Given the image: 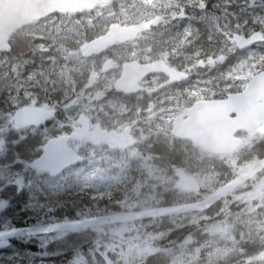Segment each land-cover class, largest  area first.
<instances>
[{"label": "trees", "instance_id": "1", "mask_svg": "<svg viewBox=\"0 0 264 264\" xmlns=\"http://www.w3.org/2000/svg\"><path fill=\"white\" fill-rule=\"evenodd\" d=\"M154 1L157 3L152 9L150 3L153 0H123L113 5L117 16H109L108 19L101 17L99 10L81 16L50 17L44 22L19 31L11 41L12 52L0 54V132L5 137L2 139L4 154L0 155V231L6 221L8 229L20 231L27 226L40 223L47 217L52 220L67 221L81 215L97 218L121 211L126 212L128 209L150 211L160 207L186 205L191 200L190 195L180 192L173 185L176 166L184 168L192 175H195L199 169L211 171L218 178L217 190L226 188L236 179V175L224 166L216 165L214 169L213 161L211 163L206 161L207 165L200 166L196 161L195 150L174 144L161 159L163 163L160 172L154 174L152 178H148L149 175L145 173H138L130 180L95 185L88 171H76L69 175L64 184L65 196L45 206L26 204L17 194L15 183L12 184L14 182L12 175L19 172L23 165L31 169L32 162L39 155L40 145L38 147L37 145L40 142L38 136L25 137L16 132L15 128H10L8 131L1 130L2 124L6 122L5 119L13 117L15 103L19 102L21 107L26 106L28 105L26 99H35V96L44 95L49 91L53 86L54 78L58 90L66 89L68 90L66 94L70 96L77 95L78 88L93 83L96 77L102 74L101 65L94 64L106 61L103 58L85 60L80 54V46L84 42L104 35L109 25L134 24L152 16H163L166 24L153 31L152 35L148 34L150 37L142 41L146 49L140 51L138 56L143 59L160 58L167 50L181 47L193 49L191 52L200 51L199 55L203 59L218 57L222 54L220 48L233 47L229 37L234 34L246 37L259 34L264 38V0ZM166 3H169V12L173 14L176 9V14L179 16L174 15L168 19L169 15L164 14L166 11L163 8ZM174 5L177 7L172 9ZM122 11L128 12L127 19L121 15ZM262 47L251 57L247 72H238L232 66L225 78L240 80L243 82L242 89L253 75L264 70V44ZM114 54V60L120 65V57L116 52ZM188 55L190 54H186ZM98 86L101 87L99 84ZM119 102L125 107L132 105L125 101ZM97 114L108 122L112 123L114 120L103 113ZM105 152L107 154L102 158L101 163L103 168L119 162L121 154L119 151ZM259 152H264V137L261 138L260 144H255L251 148L249 159L261 158L257 156ZM5 194H10V197H3ZM9 200L11 204L6 205L5 210L1 211V205ZM261 203L264 204V198ZM253 205L258 208L256 213H252L254 207L240 203L235 209L247 206L244 215L230 214L227 217L220 215L217 219V223L224 222L233 228L239 249L250 257L264 251V205L263 207L258 203ZM195 231L194 226L174 228L166 240L157 242L156 247L162 248L161 250H174L178 256L189 261L191 259L188 256L193 255L192 249L197 250L193 237ZM191 235L192 238L187 241ZM100 242L101 240L92 241L87 245V250L89 251L90 247H98ZM184 242L190 244L186 247V251L183 247ZM201 255H197L193 260L198 262ZM18 260L19 258H12L9 253L0 256V264H20ZM229 262L241 264L236 259Z\"/></svg>", "mask_w": 264, "mask_h": 264}, {"label": "rangeland", "instance_id": "2", "mask_svg": "<svg viewBox=\"0 0 264 264\" xmlns=\"http://www.w3.org/2000/svg\"><path fill=\"white\" fill-rule=\"evenodd\" d=\"M156 3L153 0L150 3V8L154 9ZM164 7L168 8L169 3L164 4ZM175 7L177 5L171 8L174 9ZM176 12L177 10L174 9L173 14L170 11L168 15L172 17L174 15L179 16ZM99 15L108 19L109 16H117V13L113 6H107L99 8ZM121 15L125 19L129 17L126 11H122ZM112 68H114L113 64L110 68H105V76H109V71ZM92 95H95L96 98H105L106 96L105 93H97L96 91L91 92L89 98ZM89 98L87 100L76 99L70 110H88L82 103H77L78 101L103 100ZM15 105L18 104L15 103ZM152 110V106H149L146 127L156 129L158 133L160 132L163 135V127L169 128L178 112L175 111L174 114L173 110H170L169 114L161 115L160 112L152 114ZM5 121L1 130L6 129L8 131L10 128H15L14 117H8ZM159 128H162V130L160 131ZM133 129L137 144L131 152L127 153V156H131L129 162H126V157H121V160L116 164L103 168L101 158L105 154V149L89 147L85 149L89 153V163L87 166H83L79 172L88 171L91 181L95 185H107L130 180L138 173L155 174L159 165H154L153 161L148 158L157 157V151L152 146L140 150L145 140L149 138L141 128L134 127ZM14 130L21 133L16 128ZM260 136L261 132H258L246 137V146H251ZM3 138L5 137L0 132V154L3 152ZM153 138L157 140L158 137L153 136ZM158 143L164 148L161 137L158 139ZM84 147L83 144L79 146L76 143L73 144V148L80 151ZM257 156L261 158L256 157L249 161V147H247L234 156L219 159L217 165L226 167L236 175V179L224 189L217 190L216 182L218 178L214 173L206 169H199L195 176L203 186L204 192L192 195L190 202L186 205L160 207L157 210L150 211L128 209L126 212H121V214L114 213L97 218L88 216L87 218L59 223L58 225H53L52 222L47 220L48 224L26 228L18 232H10L4 228L0 232V254H2L4 248L7 251L11 250V252L8 251L11 257L19 258L18 261L22 264L26 260L23 256L24 250L14 247V243L20 241L24 244L30 243L31 247H36L34 240H38L44 248L45 255L51 256L69 250L75 253L69 264H142L144 262L146 264H230L229 261L233 259L241 262V264H264V251L259 255L250 257L239 249L233 228H230L224 222L217 223L220 215L226 217L230 214L234 216L244 215V209L247 206L254 207L252 213H256L255 211L258 208H255L254 203H258L263 207L264 204L261 202L264 197V152L257 153ZM25 167L26 165H23L20 172L13 174L12 177L19 188L17 190L20 193L24 191L28 193L29 198L27 200L30 202H36L38 190L47 189L46 197L53 198L54 194L57 193V183L69 178L62 177L61 180L60 178L52 180L42 175L37 176L34 174L36 171L29 170L30 172L27 174L29 178L26 180L24 170L27 168ZM157 172H160V167ZM240 203L247 206L238 210L235 209V206ZM186 226L196 228L193 237L197 244V250L192 249L193 255L188 256L191 260L185 261V258L178 256L174 250H161L162 248L158 249L156 247L158 241L168 238L172 229ZM191 238L192 235L187 241H190ZM95 240H101V242L98 247H90L89 252H81L80 249L75 250V248L88 245ZM184 244L183 247L186 251V247L190 244ZM93 248L96 249L91 250ZM197 255H201V257L198 258V262H195L193 259ZM27 260L33 261L34 258L27 257Z\"/></svg>", "mask_w": 264, "mask_h": 264}, {"label": "water", "instance_id": "3", "mask_svg": "<svg viewBox=\"0 0 264 264\" xmlns=\"http://www.w3.org/2000/svg\"><path fill=\"white\" fill-rule=\"evenodd\" d=\"M120 0H0V53L11 51L10 41L20 30L46 20L54 15H82L93 12L97 7L109 6ZM160 18L131 26L113 24L104 36L85 43L82 54L92 57L107 51L118 43L134 41L144 32L157 26ZM234 42L240 49H248L259 41L258 36L247 40L238 35ZM156 71L155 65L141 66L137 63L124 66L122 79L116 82V90L134 92L139 81L150 72ZM197 108L202 112L197 113ZM54 111L25 107L18 111L17 122L22 127L35 125L55 116ZM234 116V118H233ZM185 117H188L185 120ZM78 123L80 128L69 136L51 140L44 148V154L34 164L39 171L58 176L68 168L83 162L75 150L69 146L71 140L88 141L96 146L102 143L117 145L126 149L134 144L130 130L122 133L102 130L99 125L93 132L90 120L84 115ZM263 126L264 134V72L256 75L244 93L221 102L201 104L190 110L175 122L173 135L180 139H190L203 149L214 154H231L242 146L236 138L241 131L254 132ZM178 187L187 192H199L201 186L196 178L190 177L182 169L176 171Z\"/></svg>", "mask_w": 264, "mask_h": 264}, {"label": "flooded vegetation", "instance_id": "4", "mask_svg": "<svg viewBox=\"0 0 264 264\" xmlns=\"http://www.w3.org/2000/svg\"><path fill=\"white\" fill-rule=\"evenodd\" d=\"M191 50L193 49L183 47L171 48L167 50L165 56L161 58H150L149 62L163 61L169 68L186 73L187 79L179 83L170 82L169 76L161 73H155L147 77L142 83L144 90L139 94H135L133 97V99H141L137 102V106L136 103L132 105V115L134 118H137L135 109L148 112V107L152 106V114L160 112L161 115H166L169 114L170 110H173L172 112L175 114V111H179L181 106L184 105L181 104L183 99H199L197 101L222 99L234 92L232 87L226 85L228 83L218 82V69L203 73L201 71L203 59L199 55L200 51L191 52ZM186 54L190 55L186 56ZM209 59L210 58H205L204 60ZM221 59L230 64L235 61L239 62L242 56L240 54H234L231 57H224ZM113 64L115 65V63ZM236 84L238 85V83ZM91 92L90 86H83L82 95H67L66 93H68V90H58L54 78L52 88L46 91L44 95L35 96V99L26 100L37 108L55 110L57 112L56 117L43 121L37 126L24 129L22 132H31V130L34 129L40 133H47L51 136L71 134L78 126L77 118L79 115H77L78 113L75 112L74 109L70 110V107L74 103V99H88ZM125 97L128 98V96ZM197 101L187 103L182 109V112L186 108H190ZM143 102H146L145 106H142ZM57 103L60 105H57ZM180 113H178V116ZM13 114L16 118L17 109ZM90 118L92 119V129H94V125L100 122H94L93 118ZM126 127V125H123L120 126L119 129ZM63 254H66V252L51 255L48 259L40 260L39 264L60 263L65 260L62 256ZM59 256H62L61 259H58Z\"/></svg>", "mask_w": 264, "mask_h": 264}, {"label": "bare ground", "instance_id": "5", "mask_svg": "<svg viewBox=\"0 0 264 264\" xmlns=\"http://www.w3.org/2000/svg\"><path fill=\"white\" fill-rule=\"evenodd\" d=\"M88 13H90V12H88ZM56 17V16H55ZM47 20V19H46ZM43 21H45V20H43ZM43 21H40V22H38V23H41V22H43ZM38 23H35V24H38Z\"/></svg>", "mask_w": 264, "mask_h": 264}]
</instances>
